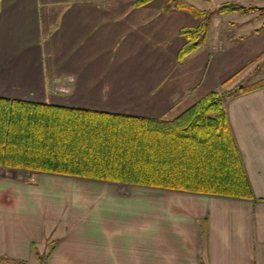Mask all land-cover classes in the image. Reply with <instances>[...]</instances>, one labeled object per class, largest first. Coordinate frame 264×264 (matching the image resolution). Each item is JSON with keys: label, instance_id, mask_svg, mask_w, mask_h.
Listing matches in <instances>:
<instances>
[{"label": "crops", "instance_id": "0c3cea01", "mask_svg": "<svg viewBox=\"0 0 264 264\" xmlns=\"http://www.w3.org/2000/svg\"><path fill=\"white\" fill-rule=\"evenodd\" d=\"M137 1L0 0V98L164 120L248 69L263 79L255 12L228 14L244 21L220 37L216 16L206 43L180 58L181 30L201 19ZM225 105L252 199L1 164L0 264H264V88Z\"/></svg>", "mask_w": 264, "mask_h": 264}, {"label": "trees", "instance_id": "16d2710c", "mask_svg": "<svg viewBox=\"0 0 264 264\" xmlns=\"http://www.w3.org/2000/svg\"><path fill=\"white\" fill-rule=\"evenodd\" d=\"M172 8L202 19L198 27L181 30L187 42L180 58L206 43L214 14L259 9L226 2L213 12L185 0H166L164 9ZM261 88L264 79L250 86L215 90L164 120L0 98V165L252 199L225 99Z\"/></svg>", "mask_w": 264, "mask_h": 264}, {"label": "rangeland", "instance_id": "374dc122", "mask_svg": "<svg viewBox=\"0 0 264 264\" xmlns=\"http://www.w3.org/2000/svg\"><path fill=\"white\" fill-rule=\"evenodd\" d=\"M187 1L188 3H192L193 6L197 7L198 9H201V10H208V11H216L219 6L221 5L220 3H217V2H212L211 1H193V0H185ZM191 4V5H192ZM239 4V3H237ZM241 6H244L242 4H239ZM251 7V5H249ZM249 6H244V7H249ZM252 7H258L257 5H252ZM259 9L254 11V12H249V13H242V12H231V13H223V14H214L213 15V18H212V21L213 19L216 17V16H219V23H218V27H217V31L218 33L215 35V37H220L221 35H223L224 31H234L235 32V28L238 24H236V26L234 27V24L236 21H238V18L236 15H232V16H228V14H242V15H249L250 13H254V14H251L252 16H249V18L247 19L248 23L252 24L253 22L259 20V18H262V20H264V8L263 7H258ZM261 12V13H260ZM257 15V16H256ZM201 19V18H200ZM246 19V18H244ZM202 21V19H201ZM244 20H240L238 22H242ZM212 24V22H211ZM210 34V32H209ZM208 38H209V35H208ZM200 49V48H199ZM257 65L259 67V70H263L264 71V59H260L258 62H257ZM253 69L255 68H251V69H248L247 73L245 74L244 76V79H242V81L240 83H238L235 87H232V88H239L240 85L242 86H250L256 82H258L259 79H256V71H254ZM264 79V77H262ZM262 80V79H261ZM260 81V80H259ZM231 88V87H230Z\"/></svg>", "mask_w": 264, "mask_h": 264}]
</instances>
